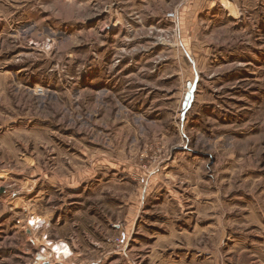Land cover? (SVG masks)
<instances>
[{
  "label": "rangeland",
  "instance_id": "obj_1",
  "mask_svg": "<svg viewBox=\"0 0 264 264\" xmlns=\"http://www.w3.org/2000/svg\"><path fill=\"white\" fill-rule=\"evenodd\" d=\"M56 262L264 264V0H0V264Z\"/></svg>",
  "mask_w": 264,
  "mask_h": 264
},
{
  "label": "bare ground",
  "instance_id": "obj_2",
  "mask_svg": "<svg viewBox=\"0 0 264 264\" xmlns=\"http://www.w3.org/2000/svg\"><path fill=\"white\" fill-rule=\"evenodd\" d=\"M228 9V8H227ZM31 222H32V224H34V225H36L37 223L36 222H33L32 220H31ZM71 251H70V249L68 248V245L66 244V243H64V242H57V243H54L53 245H52V253H54V255H59V256H61V255H68L69 253H70ZM42 253L43 252H41V254H40V260H43L45 257L42 255ZM71 255V254H70ZM69 255V256H70ZM58 260V259H57ZM61 262V261H60ZM56 263H58V262H56Z\"/></svg>",
  "mask_w": 264,
  "mask_h": 264
},
{
  "label": "built area",
  "instance_id": "obj_3",
  "mask_svg": "<svg viewBox=\"0 0 264 264\" xmlns=\"http://www.w3.org/2000/svg\"><path fill=\"white\" fill-rule=\"evenodd\" d=\"M168 17H169L170 19H174V18H175V14L171 13V14L168 15ZM51 264H52V263H51ZM56 264H63V263L58 262V263H56Z\"/></svg>",
  "mask_w": 264,
  "mask_h": 264
},
{
  "label": "crops",
  "instance_id": "obj_4",
  "mask_svg": "<svg viewBox=\"0 0 264 264\" xmlns=\"http://www.w3.org/2000/svg\"><path fill=\"white\" fill-rule=\"evenodd\" d=\"M198 1H201V0H198ZM236 1V0H235ZM239 0H237V2H238ZM245 1V0H244ZM231 4H234V3H231ZM225 5V4H224Z\"/></svg>",
  "mask_w": 264,
  "mask_h": 264
}]
</instances>
